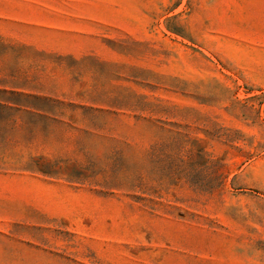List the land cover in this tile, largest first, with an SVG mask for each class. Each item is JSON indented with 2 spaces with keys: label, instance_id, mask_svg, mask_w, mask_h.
Listing matches in <instances>:
<instances>
[{
  "label": "rangeland",
  "instance_id": "obj_1",
  "mask_svg": "<svg viewBox=\"0 0 264 264\" xmlns=\"http://www.w3.org/2000/svg\"><path fill=\"white\" fill-rule=\"evenodd\" d=\"M0 264H264V0H0Z\"/></svg>",
  "mask_w": 264,
  "mask_h": 264
},
{
  "label": "trees",
  "instance_id": "obj_2",
  "mask_svg": "<svg viewBox=\"0 0 264 264\" xmlns=\"http://www.w3.org/2000/svg\"><path fill=\"white\" fill-rule=\"evenodd\" d=\"M154 155V153L152 154ZM161 157L162 159H167L168 157L165 155V153H161ZM206 159V154L204 153V150H199V152H197V154H191V159ZM164 161V160H162ZM207 165H208V160H205V163L202 164V167L204 170L207 169ZM222 168L223 165L222 164H217L216 165V173L218 174V177L216 178L217 181H219V183L215 186V187H208L207 185H203V190L202 192H209L212 193V191H214V188H222L223 186V179H224V174L222 173ZM209 188V189H208Z\"/></svg>",
  "mask_w": 264,
  "mask_h": 264
}]
</instances>
